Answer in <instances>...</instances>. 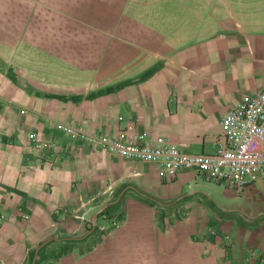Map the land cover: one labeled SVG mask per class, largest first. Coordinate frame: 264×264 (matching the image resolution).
<instances>
[{"label":"crops","instance_id":"obj_1","mask_svg":"<svg viewBox=\"0 0 264 264\" xmlns=\"http://www.w3.org/2000/svg\"><path fill=\"white\" fill-rule=\"evenodd\" d=\"M262 90L264 0H0V264H264V181H166L56 125L213 155Z\"/></svg>","mask_w":264,"mask_h":264},{"label":"built area","instance_id":"obj_2","mask_svg":"<svg viewBox=\"0 0 264 264\" xmlns=\"http://www.w3.org/2000/svg\"><path fill=\"white\" fill-rule=\"evenodd\" d=\"M56 125L74 141L87 142L132 162L161 165L159 177L166 181L191 170L239 193L264 181V90L244 98L223 116L222 141L213 155L186 153L176 144L156 143L144 135L133 141L90 132L72 122Z\"/></svg>","mask_w":264,"mask_h":264},{"label":"water","instance_id":"obj_3","mask_svg":"<svg viewBox=\"0 0 264 264\" xmlns=\"http://www.w3.org/2000/svg\"><path fill=\"white\" fill-rule=\"evenodd\" d=\"M103 211L104 210H102V211H100L99 213H97L96 215H95V217H94V219H93V221H92V225L95 227V225H96V219H97V217L101 214V213H103Z\"/></svg>","mask_w":264,"mask_h":264}]
</instances>
